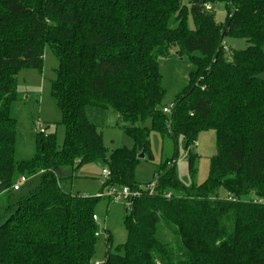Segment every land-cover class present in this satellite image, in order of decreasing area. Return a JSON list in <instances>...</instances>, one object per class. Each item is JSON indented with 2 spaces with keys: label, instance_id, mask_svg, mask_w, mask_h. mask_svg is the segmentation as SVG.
I'll list each match as a JSON object with an SVG mask.
<instances>
[{
  "label": "trees",
  "instance_id": "16d2710c",
  "mask_svg": "<svg viewBox=\"0 0 264 264\" xmlns=\"http://www.w3.org/2000/svg\"><path fill=\"white\" fill-rule=\"evenodd\" d=\"M218 2L227 6L223 24L211 11ZM227 37L246 38L249 46L227 52ZM46 45L59 62L51 89L65 137L60 146L55 132H38L35 154L18 160L11 115L17 78L24 69L42 70ZM172 46L193 69L169 117L159 58ZM263 72L264 0H0V264H98L93 216L101 196L65 192L62 171L103 159L111 172L103 190L141 189L138 155L153 157L150 130L140 125L146 119L162 134L170 119L191 172L199 134L214 130L209 176L185 185L167 160L156 193L142 189L126 206V242L115 245L108 233L99 264H264ZM89 106L129 122L133 147L107 157ZM36 174L39 185L13 198L16 177Z\"/></svg>",
  "mask_w": 264,
  "mask_h": 264
},
{
  "label": "rangeland",
  "instance_id": "374dc122",
  "mask_svg": "<svg viewBox=\"0 0 264 264\" xmlns=\"http://www.w3.org/2000/svg\"><path fill=\"white\" fill-rule=\"evenodd\" d=\"M211 11L215 20L223 24L227 17V6L223 2L213 5ZM170 26H176L175 15L169 22ZM190 27L194 26L193 18L188 19ZM227 52L241 50L249 46L246 38L227 37L224 40ZM196 55L199 53L196 52ZM161 64L162 84L166 89L164 103L169 105L176 95L188 85V75L193 69V63L188 56L180 57L177 47L172 46L167 56L159 58ZM58 59L53 54L49 45L45 46L44 63L42 70L24 69L18 74L17 88L18 99L12 103L11 115L17 121L15 155L18 160L31 158L36 152V137L40 132L39 124L47 132H55L58 145H62L65 137V127L62 124V111L57 100L52 95L51 82L56 77ZM264 79V72L260 74ZM86 114L103 136L104 145L107 148V157L110 152L118 147H133L134 141L128 135L129 122L124 121L119 115L111 110L89 106ZM171 117V114H168ZM150 130V148L153 157L142 158L135 171V179L142 188L158 180V173L162 170L167 160L174 162L177 176L185 185H199L207 181L209 176L210 161L217 150V135L214 130L201 132L198 136L194 151L198 154L195 163V171L189 169L187 148L182 137L175 139L169 129L162 134L152 127L150 119L140 124ZM170 128V119L167 121ZM171 166V163L167 166ZM107 164L103 159L83 164L78 170L67 169L62 171L61 187L65 192L73 195L88 197L100 196L107 192L103 190L106 179L102 175ZM27 176V180L21 184L20 189L12 191L13 198L27 195L33 188L39 185V174ZM18 175L15 181L19 180ZM170 193L180 196L183 191L172 188ZM219 196L226 197L228 192L222 188L218 191ZM126 203L115 201L103 195L95 206L97 215L98 242L94 260L100 262L105 257L106 238L112 234L114 244L126 242L127 234L124 226ZM169 235V233H167ZM166 234V235H167ZM167 235V236H168Z\"/></svg>",
  "mask_w": 264,
  "mask_h": 264
},
{
  "label": "built area",
  "instance_id": "2783aa9c",
  "mask_svg": "<svg viewBox=\"0 0 264 264\" xmlns=\"http://www.w3.org/2000/svg\"><path fill=\"white\" fill-rule=\"evenodd\" d=\"M208 9H211V5L208 4L207 5ZM225 44V42H223V45ZM225 46V45H224ZM175 107V103L171 102L169 105H165L163 107V111L167 114H172L173 110ZM40 127V132H46V129L42 127V125L39 124ZM170 130V128H168ZM111 172L108 168L103 169L102 171V175L104 177V179L109 178ZM27 180V176L26 175H20L19 180L16 181L13 185H12V189L14 191H17L20 189V186L22 183H24ZM157 183L158 180L156 182H153L151 184L146 185V187L136 190V191H132L128 186H123V187H111V188H107V192L102 193L100 196L102 197L103 195H106L107 197H109L112 200L115 201H124L126 203V206L131 207L132 203H133V198L135 196H139L142 193V189L145 191H148L151 194L156 193V188H157ZM167 197H170L171 194L167 193L166 194ZM94 220L97 221L98 217L95 214L93 216ZM98 264L100 262H97Z\"/></svg>",
  "mask_w": 264,
  "mask_h": 264
},
{
  "label": "water",
  "instance_id": "95a60500",
  "mask_svg": "<svg viewBox=\"0 0 264 264\" xmlns=\"http://www.w3.org/2000/svg\"><path fill=\"white\" fill-rule=\"evenodd\" d=\"M139 158H145L146 157V154L144 151H142L139 155H138Z\"/></svg>",
  "mask_w": 264,
  "mask_h": 264
}]
</instances>
